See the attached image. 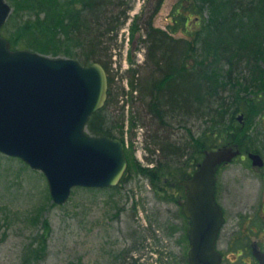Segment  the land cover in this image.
I'll list each match as a JSON object with an SVG mask.
<instances>
[{"label": "rangeland", "instance_id": "1", "mask_svg": "<svg viewBox=\"0 0 264 264\" xmlns=\"http://www.w3.org/2000/svg\"><path fill=\"white\" fill-rule=\"evenodd\" d=\"M7 1L13 7L12 0ZM156 1L132 0L130 17L119 33V47L112 58V72L117 76V83L104 111L108 126L119 136L122 135L120 126L112 121L122 120L125 114L124 139L126 151L130 153L128 159L131 157L137 165L143 166L148 165L147 156L162 159L146 149V139L159 135V127L157 121L152 119L154 124L149 126L150 120L141 118L132 132L129 129L131 115L143 111V107L139 93L131 92L127 72L137 70L140 77L146 73L148 48L143 38L148 20L152 26L165 30L174 38L188 39L194 46L189 48L192 54L188 61L196 65V60L202 59L203 50L198 37L192 36H202L210 18L209 11L203 15L195 0H163L157 10ZM177 11L189 19L186 25L183 23L173 31ZM137 15L141 27L133 23ZM232 76L235 77V73ZM259 105L260 109L264 107V95ZM249 121L251 123L245 118L238 122L245 124L253 146L263 149L264 112L255 113ZM169 122L167 130L161 134L182 147L190 145L193 137L202 136L206 129L204 118L179 115ZM190 153L181 160L170 162L177 180L164 176L157 188L133 167L127 169L116 187L76 188L65 204L58 205L53 201L48 181L41 171L32 169L20 158L0 152V264H119L122 257L114 261L130 246L136 249L128 264H189V222L180 205L187 189L179 182L184 179L179 171L184 169L193 174L196 170V166H191L193 163L198 166L200 161ZM179 161L186 162L185 167ZM249 166L247 156L242 159L237 155L220 169L218 197L225 210L226 222L217 246L225 256L223 264H244L234 257L238 245L228 241L232 224L238 220L236 213H241L248 203L258 199ZM45 220L51 225L48 247L44 253L37 254Z\"/></svg>", "mask_w": 264, "mask_h": 264}, {"label": "trees", "instance_id": "2", "mask_svg": "<svg viewBox=\"0 0 264 264\" xmlns=\"http://www.w3.org/2000/svg\"><path fill=\"white\" fill-rule=\"evenodd\" d=\"M195 1L201 13L204 15L208 10L210 16L203 35L192 36L200 41L202 59H197L196 65L191 64L188 56L192 54L189 48L194 47L193 44L184 37L174 38L152 26L149 19L143 38L148 48L146 73L140 77L137 70L127 72L131 92L139 93L143 107V111L131 115L129 129L132 132L141 118L150 120L149 126L154 124L152 119L157 121L159 135L146 139V149L162 158L147 156L148 165L143 166L130 157L128 170L134 167L135 171L145 174L156 188L164 176L177 180L170 162L181 160L190 152L196 161H201L204 151L220 146V141L251 143L247 137L251 134L246 132L245 124L238 122V115L243 113L244 119L251 123L249 120L255 113L264 112L263 106L259 108L264 95V0ZM12 2L13 11L0 33L10 40L13 48L75 58L84 65L100 62L105 67L109 75V97L105 106L91 116L87 127L93 135L124 140L125 114L122 120L112 121L120 126L122 135L119 136L108 126L104 111L117 83L112 58L119 47V33L130 17L132 0ZM156 2L157 10L163 0ZM187 19L189 17L177 11L173 31L183 23L186 25ZM133 23L139 24V15ZM179 115L206 121L202 136L193 137L190 145L184 147L163 135L169 120ZM179 162L185 167L186 162ZM196 165L193 163L191 167ZM179 172L183 178L192 175L184 169ZM50 231V222L45 220L37 254L47 250ZM135 249L134 246L123 249L114 262L122 257L119 264H128Z\"/></svg>", "mask_w": 264, "mask_h": 264}, {"label": "water", "instance_id": "3", "mask_svg": "<svg viewBox=\"0 0 264 264\" xmlns=\"http://www.w3.org/2000/svg\"><path fill=\"white\" fill-rule=\"evenodd\" d=\"M11 11V4L0 0V29ZM108 92V73L100 62L84 65L74 58L12 49L0 34V152L42 171L57 204L66 203L78 186L117 185L128 168L124 142L87 131ZM237 145L206 150L192 178L180 182L188 189L181 204L192 223L189 264H222L217 239L225 218L215 196L216 172L240 153ZM250 157L254 165H263L259 153ZM256 255L264 264V252Z\"/></svg>", "mask_w": 264, "mask_h": 264}, {"label": "flooded vegetation", "instance_id": "4", "mask_svg": "<svg viewBox=\"0 0 264 264\" xmlns=\"http://www.w3.org/2000/svg\"><path fill=\"white\" fill-rule=\"evenodd\" d=\"M239 146L241 147L239 156L242 159L247 156L250 162L248 168L253 174L254 182L256 183L254 186H257L258 199L251 204L248 203V206L241 213H236L238 220L234 225L232 224L228 243L230 244V242L234 241V245H238V253L237 255L234 254L236 259H241L244 264H260L256 252L264 251V147L262 149L253 146L252 143L240 144ZM251 153H259L263 159V165H254L253 159L250 158ZM225 165H220L217 171L216 196L218 201L220 169ZM224 215L226 218L225 210ZM224 258L225 256L223 255Z\"/></svg>", "mask_w": 264, "mask_h": 264}]
</instances>
